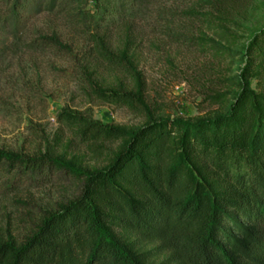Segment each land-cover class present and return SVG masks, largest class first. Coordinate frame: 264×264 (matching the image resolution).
I'll list each match as a JSON object with an SVG mask.
<instances>
[{
    "label": "trees",
    "instance_id": "1",
    "mask_svg": "<svg viewBox=\"0 0 264 264\" xmlns=\"http://www.w3.org/2000/svg\"><path fill=\"white\" fill-rule=\"evenodd\" d=\"M148 1L50 0L48 8L100 32ZM216 2L220 13L230 1ZM43 40L67 49L56 37ZM99 42L108 64L129 63L135 86H94V95L146 110L141 74L127 49L118 56ZM240 54L231 101L212 117L188 121L147 112L141 125L121 127L61 111L58 122L93 154L116 143L100 168L52 151L24 158L0 149L8 170L48 169L82 184L77 197L46 213L24 240L0 236V264H264V26L250 33Z\"/></svg>",
    "mask_w": 264,
    "mask_h": 264
},
{
    "label": "rangeland",
    "instance_id": "2",
    "mask_svg": "<svg viewBox=\"0 0 264 264\" xmlns=\"http://www.w3.org/2000/svg\"><path fill=\"white\" fill-rule=\"evenodd\" d=\"M49 1L0 0V149L24 158L52 151L78 158L85 168L105 165L116 143L105 144L102 156L93 154L58 122L61 111L121 127L141 125L147 112L188 121L222 113L235 89L243 45L264 26V0H229L220 13L212 6L216 0H149L100 32L59 7L48 8ZM51 37L67 49L46 46L43 39ZM101 38L115 55L127 49L141 74L146 110L94 95V86H135L129 63L112 66L100 56ZM81 186L62 172L0 165V236L24 240L46 213L77 197Z\"/></svg>",
    "mask_w": 264,
    "mask_h": 264
}]
</instances>
